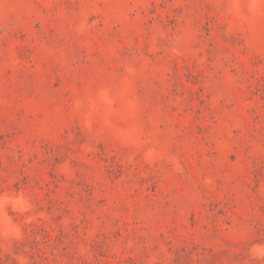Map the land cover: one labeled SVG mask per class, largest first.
I'll list each match as a JSON object with an SVG mask.
<instances>
[{
  "label": "rangeland",
  "instance_id": "1",
  "mask_svg": "<svg viewBox=\"0 0 264 264\" xmlns=\"http://www.w3.org/2000/svg\"><path fill=\"white\" fill-rule=\"evenodd\" d=\"M0 264H264V0H0Z\"/></svg>",
  "mask_w": 264,
  "mask_h": 264
}]
</instances>
